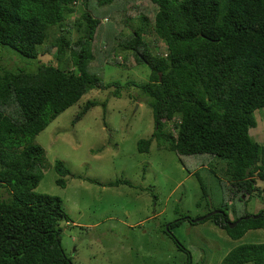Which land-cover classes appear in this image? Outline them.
I'll return each mask as SVG.
<instances>
[{
    "label": "trees",
    "instance_id": "trees-1",
    "mask_svg": "<svg viewBox=\"0 0 264 264\" xmlns=\"http://www.w3.org/2000/svg\"><path fill=\"white\" fill-rule=\"evenodd\" d=\"M75 1L0 0V46L38 63L28 69L17 62L2 65L0 55V264H72L61 247V224L68 222L62 201L35 190L46 169L55 174L57 186L63 187L70 175L59 161L47 164L42 146L33 140L93 89L111 87V97L119 98L120 88L134 86L147 98L152 140L178 158L203 157L201 165L222 160L232 196L264 197V141L251 131L260 116L264 119V0H146L135 6L129 0H94L98 8L111 6L117 16L123 7L122 16L133 11L139 21L126 39L111 33L106 42L111 48L103 42V48L95 49L94 32L100 39L109 34L98 29L104 17L99 21L81 14L79 23L84 24L73 42L62 29ZM83 6L88 10L92 5L85 0ZM51 28L63 31L48 44L56 66L38 58ZM145 34L153 42L143 41ZM160 42L164 49L152 54L149 46ZM116 47L129 51L133 65L147 66L145 83H103L89 71L88 65L131 67L115 55ZM63 63L68 66L63 68ZM97 104L85 101L72 121ZM166 125L169 133L163 135ZM152 140L140 139L138 152ZM207 214L195 220L178 218L167 230L185 222L207 224L231 240L246 231L264 230V207L232 221L220 209ZM219 264H264V242L238 245Z\"/></svg>",
    "mask_w": 264,
    "mask_h": 264
},
{
    "label": "rangeland",
    "instance_id": "rangeland-1",
    "mask_svg": "<svg viewBox=\"0 0 264 264\" xmlns=\"http://www.w3.org/2000/svg\"><path fill=\"white\" fill-rule=\"evenodd\" d=\"M83 1L76 0L71 5L74 11L63 22L62 29L68 32L70 42L80 35L78 31L84 24L82 20L79 23L81 14L94 15L99 21L104 17L98 29L109 34L106 39H100L97 36L100 34L94 32L91 40L94 49L103 48V42L108 45L106 42L111 40V33L119 40L126 39L130 30L138 26L133 11H128L127 17L122 16L123 7L117 16L116 11L111 12V6L98 8L94 0H87V5H92L87 10ZM145 1L132 3L129 0V4L135 6ZM92 7L93 12L89 13ZM77 23L81 27L77 28ZM117 27L122 30V37ZM58 31L56 28L49 30L45 48L39 49L40 62L50 61L51 65H57L52 57L54 49L48 44L52 35L63 34ZM142 38L143 41H152L150 34ZM157 45L149 46L152 54L164 49L162 42ZM114 50L115 55L131 67L88 65L89 71L103 83H145L147 66L143 63L133 65V57L127 50L118 47ZM0 55L2 65L17 62L27 69L38 65L36 59L20 57L7 47L0 46ZM61 66L66 68L68 64ZM112 90L109 87L86 93L33 140L42 146L47 164L59 161L70 175L64 178L61 187L54 184L56 176L51 168L46 169L35 189L62 201L68 217V222L61 224L63 252L72 264H185L187 255L173 240L178 238L180 245L192 243L195 247L198 258H193L194 263L218 264L216 247L209 245L205 236L201 237L209 234L207 224L185 222L171 226L170 231L167 226L178 218L195 220L217 209L232 221L263 208L264 197L256 194L245 199L241 195L232 196L222 160H208V164L201 165L203 157L178 158L172 151L158 145L150 138L154 129L145 95L139 94L132 86L120 88L119 98H113L110 95ZM89 100L98 104L73 122L82 104ZM260 117L262 123L264 119ZM261 123L258 121L251 131L257 139L264 141V123ZM163 132V135L169 133L167 125ZM140 139L152 141L147 149L138 152L136 145ZM198 181L205 193L203 199Z\"/></svg>",
    "mask_w": 264,
    "mask_h": 264
},
{
    "label": "crops",
    "instance_id": "crops-1",
    "mask_svg": "<svg viewBox=\"0 0 264 264\" xmlns=\"http://www.w3.org/2000/svg\"><path fill=\"white\" fill-rule=\"evenodd\" d=\"M259 210V209H258ZM207 230L209 234L201 235L203 238L205 236V241L210 245L216 247L218 264L224 258V256L234 247L246 243H263L264 242V230H253V231H246L241 238L238 240H231L228 238L220 229H214L212 226H207ZM177 240H179L177 238ZM180 241V240H179ZM185 248L188 250V258L189 261H192V264H196L193 262V258H198V252H196L195 247L191 244L185 243ZM183 246V247H184Z\"/></svg>",
    "mask_w": 264,
    "mask_h": 264
},
{
    "label": "water",
    "instance_id": "water-1",
    "mask_svg": "<svg viewBox=\"0 0 264 264\" xmlns=\"http://www.w3.org/2000/svg\"><path fill=\"white\" fill-rule=\"evenodd\" d=\"M214 213H216V211H213V212L207 214V216H209V215H211V214H214ZM256 217H257V216H256ZM256 217H254V218H256ZM236 223H237V221H235L231 226L228 225V227L231 228V227H233Z\"/></svg>",
    "mask_w": 264,
    "mask_h": 264
},
{
    "label": "clouds",
    "instance_id": "clouds-1",
    "mask_svg": "<svg viewBox=\"0 0 264 264\" xmlns=\"http://www.w3.org/2000/svg\"><path fill=\"white\" fill-rule=\"evenodd\" d=\"M257 119H258V118H257ZM258 121H259V119L257 120V122H258ZM259 122L261 123V121H259ZM257 125H258V124H257ZM257 125H256V126H257Z\"/></svg>",
    "mask_w": 264,
    "mask_h": 264
}]
</instances>
